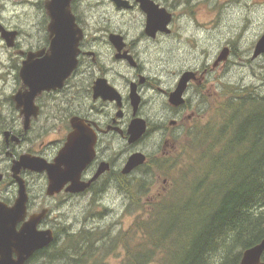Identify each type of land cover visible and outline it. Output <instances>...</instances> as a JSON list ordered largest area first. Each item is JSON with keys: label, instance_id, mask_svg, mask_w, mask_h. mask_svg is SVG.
Wrapping results in <instances>:
<instances>
[{"label": "flooded vegetation", "instance_id": "obj_1", "mask_svg": "<svg viewBox=\"0 0 264 264\" xmlns=\"http://www.w3.org/2000/svg\"><path fill=\"white\" fill-rule=\"evenodd\" d=\"M50 1L24 2L40 11L39 27L33 25L39 34H34L32 43H25L31 35H23L18 25L8 29L16 32L14 44L8 51L11 66L17 70L13 90L6 98L9 106L0 101V224L4 226L0 230V253H7L8 264H14L17 259L16 246H10V242L26 237V226L30 228L33 217L43 215L36 222L37 231L51 230L54 241L60 242L64 233L61 234L58 227L63 221L61 215L54 214L55 210L80 202L105 206L111 191L125 193L127 183H137L143 192L142 180L151 176L150 166L159 163L158 159L152 162L153 157L146 149L147 141L158 136L161 155L165 157L171 152L174 138L196 119L197 101L199 106L204 103L203 84L209 72L206 67L176 69L171 73L172 82L167 81L169 86L166 87L165 79L152 70L158 61L153 54L160 37L172 38L174 21L184 18L186 9L192 5L199 3V13L204 14L201 4L208 0H68L67 8L78 29L75 33L78 37L76 67L61 88L43 91L33 100L20 102L16 99L17 93L28 90L19 75L22 62L29 53L43 51L42 58L50 46L51 17L47 9ZM149 4L164 8L169 14L166 30L148 32L145 7ZM175 10L180 12L179 17ZM201 26L200 23L199 32ZM34 59H38V55H34ZM185 72H192L193 77L183 94L184 102L172 105L169 95ZM132 93L139 99L137 106L132 102ZM72 118L81 122L91 138L92 158L80 171L77 181L86 184L84 189L70 191L68 181L58 192L49 194L46 170L35 172L21 166L14 174L13 166L23 155L54 164L73 131ZM136 118L144 120L146 130L139 139L130 142L128 128ZM135 152L143 153L145 162L128 174L123 173L128 157ZM162 183L156 188L158 197L162 194L160 190L170 192L168 179L163 178ZM20 184L24 187L26 201L23 211L16 213ZM6 225L12 226L11 232ZM41 250L35 251L23 264H31L34 255Z\"/></svg>", "mask_w": 264, "mask_h": 264}, {"label": "trees", "instance_id": "obj_2", "mask_svg": "<svg viewBox=\"0 0 264 264\" xmlns=\"http://www.w3.org/2000/svg\"><path fill=\"white\" fill-rule=\"evenodd\" d=\"M221 94L209 107L203 124L198 118L182 138L176 136V147L181 151L151 167L153 172L165 168L172 172L168 175L173 182L171 196L154 204L152 220L134 223L132 233L144 238L136 242L137 249L124 245L127 255L122 264H147L156 257L141 251V244L150 245L153 252L163 251L160 264H209L216 252L221 254L216 264H238L242 252L263 238L264 93L254 86L224 84ZM125 188L129 200L137 204L136 196L143 193L138 184L127 183ZM191 205L199 207L197 222L193 228L186 226L189 235L183 236L177 250L167 254L172 235L157 236L164 225L163 220L159 223V214L175 208L178 215ZM92 233L84 229L75 234L65 231L57 247L54 241L37 252L31 264H106L91 251L97 240ZM127 234L123 238L132 236L131 231ZM179 234L177 225L173 235Z\"/></svg>", "mask_w": 264, "mask_h": 264}, {"label": "rangeland", "instance_id": "obj_3", "mask_svg": "<svg viewBox=\"0 0 264 264\" xmlns=\"http://www.w3.org/2000/svg\"><path fill=\"white\" fill-rule=\"evenodd\" d=\"M25 1L27 0H0V23L4 27L6 26V29L18 25L23 35H31L25 42L27 44L35 40L34 34H39L36 27H39L37 24L40 19V11H37L34 6L25 5ZM202 5L204 14L199 13V3L187 8L184 18L174 21L172 38L160 37L153 54V56H157L158 61L152 70L159 72L160 77L165 79L166 87L169 86L167 81L172 82L171 73L176 69L180 70L183 67L209 68L206 82L203 84L204 103L199 106L197 101V117L191 125L198 118L202 124L207 120L208 109L213 107L215 98L221 97L224 84L254 86L257 92L264 93V54L252 58L253 48L264 32V0H208ZM179 13V11L176 13L177 17H179ZM200 23L202 30L198 32L197 26ZM225 47L229 49L227 59L215 63ZM8 50L9 47L0 37V101L6 107L9 106L6 98L13 90L17 74L16 68L11 66L12 60ZM204 111L206 113L203 117ZM189 128V126L185 127L178 133L177 137L182 138ZM174 140L172 142L174 148L167 156L176 155L181 151L180 147H176L177 139ZM158 145L159 137L153 136L147 141L146 149L153 157L152 162L158 159L159 163H162L167 156L161 155V152L158 151ZM149 170L151 176L148 175L144 178L146 180L141 182L144 183L143 188L145 189L143 193L136 196L137 204L130 201L124 192L112 190L104 203L105 206L97 202L64 205L62 209L54 212L57 216L61 215L63 221L62 225L58 227L59 232L63 234L66 231L75 234L82 229L94 232L97 235V240L91 248V251L95 253L94 257L102 258L106 264L124 263L127 255L124 245L137 249L139 244L136 242L143 241L144 238L142 234L132 233L134 223L140 224L145 220L148 222L152 220L150 212L153 210V205L156 202L167 200L171 196L173 182L170 178V180L168 179V175H171L172 172H168L167 168L164 170L155 169L153 172L151 166ZM163 178L168 179L171 183L170 192L168 189L165 191L166 193L160 190L162 194L158 197L156 188L161 187ZM161 197L162 199L159 200ZM197 204L200 206V203ZM174 209L164 210L163 213L159 214L158 219L159 223L163 220L164 225L157 236L172 235L167 241L169 249L167 254L178 249L179 244L183 241V236L189 235L187 227L193 228L198 219L197 209L199 207L195 208L191 205L187 207V212L184 208L180 210L181 214L178 215L175 214ZM177 225L178 233L182 234L173 235ZM150 227L153 228V225ZM130 231L132 236L123 238L124 235L128 236L127 233ZM192 233L193 231L191 236ZM116 236H121V238L109 242V237ZM58 245L59 242H56L55 247ZM139 249L156 254V257L153 256V260L147 264H160L159 255L163 254V251L160 252V249H155L153 252L150 245L142 244ZM216 254L209 264H216L220 260L221 254L219 252ZM41 262L39 261L37 264H41Z\"/></svg>", "mask_w": 264, "mask_h": 264}, {"label": "water", "instance_id": "obj_4", "mask_svg": "<svg viewBox=\"0 0 264 264\" xmlns=\"http://www.w3.org/2000/svg\"><path fill=\"white\" fill-rule=\"evenodd\" d=\"M153 4L146 5L147 25L146 28L150 34L156 30H166V26L170 21L169 14L164 8H158ZM68 0H51L48 5V13L51 17L48 25L51 41L48 51L43 55V51L38 53H29L28 58L22 62L19 75L23 85L28 87L26 92L17 93L16 99L20 102L33 100L34 97L49 90L61 88L65 79L72 73L76 67V53L78 37L75 36L78 29L73 21V16L68 10ZM15 31L6 29L0 23V37L5 41L8 47L13 46ZM229 54L227 47L223 48L215 63L226 60ZM264 54V32L258 38L252 53V58H257ZM34 55H38V59H34ZM193 77L192 72H185L180 78L178 85L169 95V102L178 106L184 102L183 94L186 90L189 80ZM113 98V97H110ZM132 102L135 106L138 104V97L134 93L131 94ZM73 131L69 134L64 148L59 152L55 159V163L48 165L42 159L23 155L19 162L13 166L14 174L19 172V168H29L35 172L46 170L49 175V194L58 192L62 186L68 181L71 182L70 191H78L84 189L85 185L78 184L80 171L90 162L92 158L91 138L85 127L77 118L71 119ZM145 122L141 118L134 119L128 128L130 142L139 139L145 132ZM145 162V155L141 152H135L128 157L123 173L128 174L135 167ZM20 183V180H18ZM26 201V195L22 184L19 186V196L15 205L16 213L22 212ZM33 217L30 228L26 226V237L22 239L17 237L10 242V246H16L17 259L14 264H23L35 251L41 250L54 242V236L51 230L37 231L36 222L41 217ZM4 226L0 224V230ZM10 232L12 226L6 225ZM24 227L22 228V233ZM10 236H13L11 234ZM18 236V235H16ZM3 258L0 264H8L7 253H0ZM264 254V236L255 245L245 249L242 252L238 264H264L262 256ZM13 264V262L11 263Z\"/></svg>", "mask_w": 264, "mask_h": 264}, {"label": "bare ground", "instance_id": "obj_5", "mask_svg": "<svg viewBox=\"0 0 264 264\" xmlns=\"http://www.w3.org/2000/svg\"><path fill=\"white\" fill-rule=\"evenodd\" d=\"M197 30H198V26H197ZM198 32H199V31H198ZM208 216H209V215H208ZM51 244H52V243H51ZM51 244H50V245H51ZM227 258H228V257H227ZM227 258H226V259H227Z\"/></svg>", "mask_w": 264, "mask_h": 264}]
</instances>
